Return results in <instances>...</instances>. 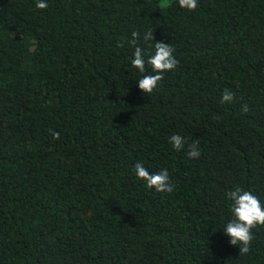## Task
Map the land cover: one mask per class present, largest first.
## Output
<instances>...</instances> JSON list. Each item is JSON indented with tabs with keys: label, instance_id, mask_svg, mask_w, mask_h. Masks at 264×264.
Wrapping results in <instances>:
<instances>
[{
	"label": "trees",
	"instance_id": "trees-1",
	"mask_svg": "<svg viewBox=\"0 0 264 264\" xmlns=\"http://www.w3.org/2000/svg\"><path fill=\"white\" fill-rule=\"evenodd\" d=\"M37 2L0 0V264H264V225L224 232L236 187L264 205V0ZM157 41L179 63L144 93Z\"/></svg>",
	"mask_w": 264,
	"mask_h": 264
},
{
	"label": "clouds",
	"instance_id": "clouds-1",
	"mask_svg": "<svg viewBox=\"0 0 264 264\" xmlns=\"http://www.w3.org/2000/svg\"><path fill=\"white\" fill-rule=\"evenodd\" d=\"M179 6L189 10H195L198 6L197 0H178ZM162 6H167V0H161ZM37 8L44 9L48 7L46 0H38ZM133 40L131 43L136 42L139 33H133ZM151 38V33L145 34V39ZM174 48L169 43L157 41L155 44V53L151 55L147 63L152 66L156 74L144 75L138 80V86L144 93H152L158 85V82L163 79L162 73L176 67L179 61L173 55ZM134 59L131 61L132 65L139 69L141 73L145 72V59L143 56V49L140 47L135 48ZM233 100V94L225 90L222 95L221 102ZM243 110L248 111L245 105ZM54 138H59V133H52ZM177 150L184 147L185 139L179 134H174L170 137L169 141ZM197 144L190 145L188 153L190 158L200 156ZM135 172L139 179L146 182L147 187H155L158 192L171 191V184L169 182V172L165 168L157 173H149L147 168L142 164L135 165ZM234 203L232 204L233 219L226 224L224 232L230 237L232 245H239L240 254H246L250 251V243L253 239L252 228L257 224L264 225V205L261 204L259 198L252 192L246 191L241 187H236L234 191L228 193Z\"/></svg>",
	"mask_w": 264,
	"mask_h": 264
}]
</instances>
